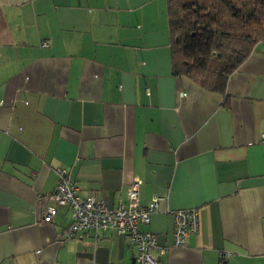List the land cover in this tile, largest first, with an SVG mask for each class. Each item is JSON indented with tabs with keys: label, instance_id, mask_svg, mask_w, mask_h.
Returning a JSON list of instances; mask_svg holds the SVG:
<instances>
[{
	"label": "crops",
	"instance_id": "1",
	"mask_svg": "<svg viewBox=\"0 0 264 264\" xmlns=\"http://www.w3.org/2000/svg\"><path fill=\"white\" fill-rule=\"evenodd\" d=\"M170 44L167 0H0V264H134L114 228L63 239L58 169L110 208L133 182L158 197L156 264H264V38L225 94L174 74Z\"/></svg>",
	"mask_w": 264,
	"mask_h": 264
},
{
	"label": "trees",
	"instance_id": "2",
	"mask_svg": "<svg viewBox=\"0 0 264 264\" xmlns=\"http://www.w3.org/2000/svg\"><path fill=\"white\" fill-rule=\"evenodd\" d=\"M167 15L173 73L221 94L264 38V0H167Z\"/></svg>",
	"mask_w": 264,
	"mask_h": 264
},
{
	"label": "built area",
	"instance_id": "3",
	"mask_svg": "<svg viewBox=\"0 0 264 264\" xmlns=\"http://www.w3.org/2000/svg\"><path fill=\"white\" fill-rule=\"evenodd\" d=\"M262 141L264 142V136ZM57 172L56 187L46 198L53 200L57 205L69 207L72 211V220L63 231V239H70L86 230L97 232L100 229L111 227L129 238L135 248V264L157 263L152 251L157 249L162 255L164 249L157 245L156 234L139 230L138 224L149 223L151 215L160 209L158 197H153L146 205H140L139 183L133 182L128 188V205L110 208L104 201L96 200L92 195L80 196L65 169H58ZM171 213L174 221L173 244L183 246L186 244L189 233L198 229V212L195 208H188ZM54 214V207H46L43 221H51Z\"/></svg>",
	"mask_w": 264,
	"mask_h": 264
}]
</instances>
